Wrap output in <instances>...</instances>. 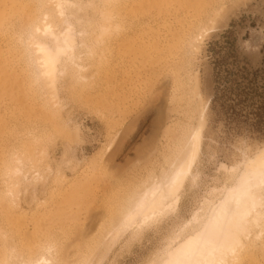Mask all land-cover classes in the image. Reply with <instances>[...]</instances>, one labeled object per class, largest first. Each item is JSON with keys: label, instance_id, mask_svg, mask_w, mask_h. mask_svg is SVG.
<instances>
[{"label": "rangeland", "instance_id": "1", "mask_svg": "<svg viewBox=\"0 0 264 264\" xmlns=\"http://www.w3.org/2000/svg\"><path fill=\"white\" fill-rule=\"evenodd\" d=\"M60 1L62 23L85 47L79 38L98 31L104 0ZM113 1L121 11L112 21L119 29L105 36L112 45L100 43L93 57L83 48L82 81L59 66L53 100L30 45V27L48 7L0 0V264H163L247 164L261 160L264 136L230 134L212 118L209 47L231 32L242 64L262 67L264 0ZM189 128L199 143L179 214H168L176 205L169 198L161 212L126 221L142 184L161 183L173 169ZM263 215L229 264H264Z\"/></svg>", "mask_w": 264, "mask_h": 264}, {"label": "bare ground", "instance_id": "2", "mask_svg": "<svg viewBox=\"0 0 264 264\" xmlns=\"http://www.w3.org/2000/svg\"><path fill=\"white\" fill-rule=\"evenodd\" d=\"M111 1L112 3L114 2L113 0L103 1L104 5H103V8H101L102 9L101 13L103 14L102 15L100 14L102 18L100 17L101 19L100 23L98 22V31H95L96 28H94L95 30L91 29L92 30L91 33H89L90 32L89 31L86 36L83 35L84 37L79 38L80 39L79 41L81 43L83 42L86 43V45L84 44L85 47L83 46L81 48V47H78L80 43L78 44V36H75L74 29L69 24L68 25L64 24V23H68V20L67 22L62 23L64 21L63 18L65 15L64 10H65L66 5L64 7L63 3L60 0H39L40 2L39 4H41V8L48 7V10L46 8L47 11L45 12L44 10L42 14L41 24H37L36 26L31 25L32 27L30 28H32V37L30 38L31 40L30 45H32V48L34 49L36 53L35 55H37L36 64L38 68L37 70L38 71L37 77H39L38 81H40L42 85L41 87L44 88V91L46 93L48 92V95L51 98L53 97L52 98L53 100L55 99L54 98V94L56 92L55 82L57 79V72H58L59 66H64L65 68H68L69 70L70 69L74 70L75 74L77 73L78 75V77L76 78L80 80L81 78L84 77L83 72H85L87 69L85 66L86 62L82 58L83 48L88 49L90 51V54H89L90 57L91 56L93 57L95 54L94 50L96 46L99 45L100 43H103L104 47L106 48L112 45V43L108 41L111 38H107L105 36L110 31L114 16L119 17L120 14L119 13L114 14L115 12L114 9L117 6H115L114 8L113 6L114 4L112 5ZM202 1L204 0H201V2ZM116 2L120 3L119 1H116ZM62 6L64 7V10ZM22 8L24 7L22 6ZM26 9L29 10L28 7ZM116 9H117V12H119L120 9L119 10L118 8ZM28 12L30 16L32 13L30 12V10ZM28 12H25V13L28 14ZM17 13L21 14L22 12H17ZM33 14H35V12ZM33 14H32V17L34 16ZM35 16L37 17V15ZM36 17L35 19L38 20L39 18L37 19ZM27 20L30 21L31 19L29 20L27 18ZM32 20L34 21L33 18ZM31 22L32 21H30L29 23L31 24ZM58 22L64 24V28L61 31L58 30V27H57ZM114 24L115 23H113V25ZM114 26L118 27V25L116 24ZM109 36L111 37V35H108V37ZM200 40L201 38L199 39L198 42H196V38L193 41L191 40L192 41L191 44L193 45V49L195 51L199 49ZM195 45L196 46L198 45V47L195 48L196 47ZM83 79H81V81ZM165 87H166V83H165ZM51 101L52 100H50V102ZM52 103L55 104L54 102ZM189 129H187L186 132L184 131L185 134L182 131L184 135L182 134L183 137L181 138L179 137L180 139H182L181 141H178L177 143V144H180V148L178 145L179 149L176 150L177 152H175L176 154L175 160L174 159L171 160L170 163L172 164L169 165L170 166L169 168L173 166L172 167L173 169H170L169 170L170 172L168 174L166 172L165 174L162 175L163 177L161 179L162 181L161 183H160V180L157 183H154V182L152 183V181L150 180L152 178H150L149 180L151 181L150 183H152L151 185L147 186V184H145V186H143L142 184V188L144 187V189L143 190L140 189V191H138L139 193L136 194V197L133 200L132 204H129L130 206L132 205L131 208L130 209L126 208L127 210L125 209L126 212L124 215L126 216L124 215L123 216L126 217V221L132 220L135 214L136 215L139 214L143 218H148L150 216H153L154 213L161 212L162 209H164L167 199L171 198V190L174 187L176 181L177 180L184 181L186 176L190 173L192 163H193V157L194 156L196 157V152H197L196 144L199 143V133H198V129H190V130ZM172 161H175V162H172ZM11 170L12 169H10V172H9L10 174H11ZM262 177H264V161L262 160L252 161L251 160V162L247 164V168L245 169V171L242 172L237 177L236 184L228 188L225 191L224 197L222 198V200H220L218 203H216L209 209L208 214L205 217V220L203 221L201 225V228L197 232H195L192 236L186 238L184 241L180 242L179 244H177L176 246L168 250L166 252V257H165L163 264H229L228 259L236 256L239 249L245 246L243 244L244 242L242 241L241 237H243L244 240L249 239L250 241L249 237L252 236L250 235L252 233L250 231V227L257 225L259 222V219L260 218L262 219V213L264 214V210L260 212L261 208L259 209V207L261 206V199L263 197L262 193H264V182H262ZM121 213L123 214V212ZM123 216H121L122 217L121 220L123 219ZM263 218H264V215H263ZM118 219L116 220L118 221ZM111 221L114 222V220H111ZM259 225L261 226L262 223H259L258 226ZM256 238H257V235H256Z\"/></svg>", "mask_w": 264, "mask_h": 264}, {"label": "trees", "instance_id": "3", "mask_svg": "<svg viewBox=\"0 0 264 264\" xmlns=\"http://www.w3.org/2000/svg\"><path fill=\"white\" fill-rule=\"evenodd\" d=\"M209 53L212 118L230 134L264 136V64L255 70L242 64L231 32L212 43Z\"/></svg>", "mask_w": 264, "mask_h": 264}, {"label": "snow or ice", "instance_id": "4", "mask_svg": "<svg viewBox=\"0 0 264 264\" xmlns=\"http://www.w3.org/2000/svg\"><path fill=\"white\" fill-rule=\"evenodd\" d=\"M259 158L264 161V147L260 149ZM196 165V157H193L192 167ZM262 182H264V177H262ZM187 189V184L185 181L177 180L174 187L171 190V198L176 201L175 207H170L168 210V214H176L178 215L180 212L179 205L184 197V193ZM261 208L264 209V198L261 199Z\"/></svg>", "mask_w": 264, "mask_h": 264}]
</instances>
